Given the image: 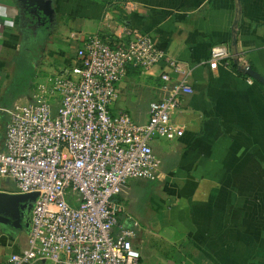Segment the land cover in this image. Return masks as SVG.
Here are the masks:
<instances>
[{
	"label": "crops",
	"instance_id": "1",
	"mask_svg": "<svg viewBox=\"0 0 264 264\" xmlns=\"http://www.w3.org/2000/svg\"><path fill=\"white\" fill-rule=\"evenodd\" d=\"M126 1L139 3L140 9L125 13L121 4ZM47 2L48 17L52 23L58 17V25L53 48L45 53L39 40L48 29L27 45L22 32L28 29L22 13L43 12L19 0H0V147L8 110L17 103L7 104L4 97L23 56L32 72L24 81L30 89L21 96L26 104L33 99L34 73L43 69L51 77L76 65L83 40L104 34V13L117 8L114 13L123 23L149 34L188 73H174L164 60L146 71L129 68L112 112L145 124L150 103L164 95L162 73L170 75L172 86L185 80L193 89L173 116L184 135L153 143L160 164L157 180H130L114 198L119 224L135 229L140 264H264V86L244 73L252 68L264 78V0ZM220 44L229 48L231 64L211 70V49ZM0 191L18 194L4 180ZM8 218L0 221V264L27 245L30 221L23 215Z\"/></svg>",
	"mask_w": 264,
	"mask_h": 264
},
{
	"label": "built area",
	"instance_id": "2",
	"mask_svg": "<svg viewBox=\"0 0 264 264\" xmlns=\"http://www.w3.org/2000/svg\"><path fill=\"white\" fill-rule=\"evenodd\" d=\"M121 8L131 14L140 4L126 1ZM115 9L104 13V34L83 40L76 65L36 81L33 99L8 110L0 180L13 182L18 194L37 197L27 245L7 264H140L135 229L119 224L114 198L130 180H157L153 143L184 135L173 116L193 89L185 80L172 86L162 73L164 95L150 103L145 124L112 112L129 68L146 71L164 60L174 73H188L149 34L123 23ZM222 63L231 64L229 48L215 45L208 65L216 70Z\"/></svg>",
	"mask_w": 264,
	"mask_h": 264
},
{
	"label": "rangeland",
	"instance_id": "3",
	"mask_svg": "<svg viewBox=\"0 0 264 264\" xmlns=\"http://www.w3.org/2000/svg\"><path fill=\"white\" fill-rule=\"evenodd\" d=\"M57 25H58V17H55L53 19V23L51 22V26L48 28V30H46L47 34H46V37L44 36L45 39H42L41 37H39V38H41L39 40L37 38L39 40V42L43 44V46H44L43 48H44L45 53L48 51V49L53 48L52 42H53V36L55 35L54 30L56 29ZM22 32H23V42L27 41L26 42V45H27L28 41L31 39V37H33V33L31 32V29H27L26 31H22ZM23 59L24 60L22 61L21 65H18V67H17L16 82L8 88V92H7L6 96L4 97V101L7 104H9L11 102H17L16 104H19V105L25 104L26 99L21 97V96L24 93L25 94L28 93L30 88H29V83L27 85V83L24 81H25V79H27L26 77H28L29 74L32 75V72L30 71L31 70L30 66H27V64L25 62L26 61L25 56H23ZM59 64L60 63L55 64L57 69L61 67V65H59ZM58 70H57V73L59 72ZM47 74L48 73H46V71H44L43 69H39L33 75L34 82H36V81L40 82V81L44 80V78L47 77ZM6 183L9 184L10 186H13V187L15 186L13 184V182H11V181L6 180ZM29 205H31V203H29L28 206Z\"/></svg>",
	"mask_w": 264,
	"mask_h": 264
},
{
	"label": "water",
	"instance_id": "4",
	"mask_svg": "<svg viewBox=\"0 0 264 264\" xmlns=\"http://www.w3.org/2000/svg\"><path fill=\"white\" fill-rule=\"evenodd\" d=\"M28 7H34L36 10L43 12L46 17H51V13L48 11L47 0H19ZM245 74L251 76L255 80L259 81L264 86V78L259 75L252 68H247L244 71ZM37 194H10L0 191V221H8V217L16 216L20 218L23 215V211L28 207V204L35 201ZM30 226V225H29Z\"/></svg>",
	"mask_w": 264,
	"mask_h": 264
},
{
	"label": "flooded vegetation",
	"instance_id": "5",
	"mask_svg": "<svg viewBox=\"0 0 264 264\" xmlns=\"http://www.w3.org/2000/svg\"><path fill=\"white\" fill-rule=\"evenodd\" d=\"M23 11H25V9H23ZM22 19L24 21V25L28 29H31L33 36H36L37 34L43 35L42 31L51 26L49 17H45L42 13H22ZM31 212L32 204L23 211V216H25L29 221H31Z\"/></svg>",
	"mask_w": 264,
	"mask_h": 264
}]
</instances>
